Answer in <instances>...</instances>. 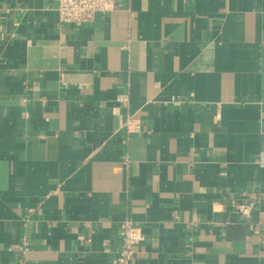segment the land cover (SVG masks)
<instances>
[{
    "label": "crops",
    "instance_id": "1",
    "mask_svg": "<svg viewBox=\"0 0 264 264\" xmlns=\"http://www.w3.org/2000/svg\"><path fill=\"white\" fill-rule=\"evenodd\" d=\"M118 2L0 0V264H264V0Z\"/></svg>",
    "mask_w": 264,
    "mask_h": 264
},
{
    "label": "built area",
    "instance_id": "2",
    "mask_svg": "<svg viewBox=\"0 0 264 264\" xmlns=\"http://www.w3.org/2000/svg\"><path fill=\"white\" fill-rule=\"evenodd\" d=\"M59 23L79 25L94 19L96 14L118 9V0H53ZM129 121V119H128ZM128 121L126 126L128 127ZM256 202L255 193L243 191L240 198L233 200V207L242 219L249 220ZM121 245L116 252L117 264H134L136 245L143 239L140 227L125 219L120 225Z\"/></svg>",
    "mask_w": 264,
    "mask_h": 264
}]
</instances>
